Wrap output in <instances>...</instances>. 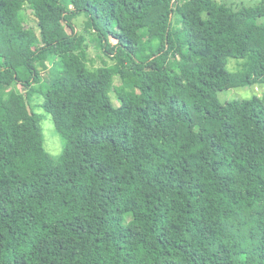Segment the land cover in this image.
Returning <instances> with one entry per match:
<instances>
[{
    "label": "trees",
    "instance_id": "16d2710c",
    "mask_svg": "<svg viewBox=\"0 0 264 264\" xmlns=\"http://www.w3.org/2000/svg\"><path fill=\"white\" fill-rule=\"evenodd\" d=\"M261 19L264 3L0 0V264H264V97H218L264 84ZM87 36L112 65L85 69Z\"/></svg>",
    "mask_w": 264,
    "mask_h": 264
},
{
    "label": "rangeland",
    "instance_id": "374dc122",
    "mask_svg": "<svg viewBox=\"0 0 264 264\" xmlns=\"http://www.w3.org/2000/svg\"><path fill=\"white\" fill-rule=\"evenodd\" d=\"M220 3L234 6L235 8H241L243 6L256 7L264 3V0H218ZM187 14L188 12L185 11ZM24 17L26 27L30 29H38V20L36 19L31 6L26 3L24 9ZM87 18L85 16H79L75 19L74 23L77 26L78 32L82 33L85 27ZM260 23H264V19L260 20ZM89 48L87 49V56L85 60V69L88 72H95L98 68L105 65H112L113 61L104 56V53L99 45H95L90 41V36H87ZM245 60L241 59H230L228 69L231 72H239L243 70ZM120 80L116 78L115 85H118ZM40 87H36L34 91H29L26 94L31 106L34 111L41 117V127L45 138V148L55 158L62 156L65 148V140L56 129L55 122L50 114H48L42 107L43 97L40 93ZM255 96L264 97V84H257L252 87L231 89L218 93L219 100L222 103L234 100H246L251 99ZM108 97L113 100L116 105H119V101L116 98L114 90L109 91ZM155 204L152 203L150 206L143 210H138L135 213H131L126 217L127 221H131L135 218H143L149 215L155 208Z\"/></svg>",
    "mask_w": 264,
    "mask_h": 264
}]
</instances>
